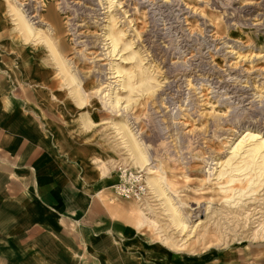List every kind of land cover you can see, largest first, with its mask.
<instances>
[{"label":"rangeland","instance_id":"1","mask_svg":"<svg viewBox=\"0 0 264 264\" xmlns=\"http://www.w3.org/2000/svg\"><path fill=\"white\" fill-rule=\"evenodd\" d=\"M2 1L12 51L54 88L55 108L66 107L72 127L101 143L102 174L116 171L119 180L118 167H132L148 184L151 172L131 161L116 125L131 131L186 227L171 222L166 195L149 185L142 202L105 188L107 211L112 200L130 204L113 213L163 253L264 264V166L255 169L248 155L264 142V0H18L64 66L43 35L19 32L15 1ZM109 90L121 99L116 109L102 97ZM247 130L258 137L233 152Z\"/></svg>","mask_w":264,"mask_h":264},{"label":"crops","instance_id":"2","mask_svg":"<svg viewBox=\"0 0 264 264\" xmlns=\"http://www.w3.org/2000/svg\"><path fill=\"white\" fill-rule=\"evenodd\" d=\"M5 12L0 0V264H241L228 253H163L113 213L130 204L112 200L107 211L101 193L118 173L114 183L102 174L101 143L72 127L54 88L12 51Z\"/></svg>","mask_w":264,"mask_h":264},{"label":"bare ground","instance_id":"3","mask_svg":"<svg viewBox=\"0 0 264 264\" xmlns=\"http://www.w3.org/2000/svg\"><path fill=\"white\" fill-rule=\"evenodd\" d=\"M14 1L16 3V6H18V7H17V9H14L13 11H15L14 13H16V16L18 18H16V19L13 18V20H15V24H16L17 29L19 30V32L23 36L29 34V36H31V37H34V36L36 37L38 35L40 37V35H43L40 29H36V30L34 29L33 21L31 20L32 16H30L29 13H27V11L25 9L20 7L21 3L18 0H14ZM52 28L55 29V27L52 26V27L48 28L49 31L52 30ZM40 39H41V37H40ZM42 39H43V42H45V44L47 45V47L50 48V50L52 52V55H53V59L56 61L58 66H64V64L70 65V62L68 60H67V62L64 59H63L62 62L59 60L60 58L56 55L58 53H56L55 50H52V46H50V43H48V42H50V39H48L47 37L44 38V35H43ZM112 41H113L112 42L113 43L112 46L115 49L117 47V41L113 40V39H112ZM59 63H61V64H59ZM116 72L121 73V70L118 69V71H116ZM69 76H70V79H69L70 84L72 82H74V83L77 82L78 86L80 87L79 77H78L77 73L74 72V70H69ZM116 85H118V84H116ZM119 86L120 87L118 89L121 88V89H124V90L127 87L125 85V83H122ZM81 92H83V91H81ZM102 97L104 99L105 104L108 105L109 107H111L112 109H116V107L118 105H120L119 102H120L121 99L119 98V95L114 94V92H110V90L106 91ZM116 128H117V131L119 132V134L121 135L120 137L122 138V141H123L122 143L127 148V151L129 152V155H130L129 158L134 163V165L141 166L143 169H146V167H148L147 172H149V171L151 172L149 177H148L149 181H148L147 185H149L150 188H152V190L154 191V193H156L157 196H160V195H163V194L166 195V198H167V200L169 202V205L166 208V210L174 212V214H173V216L171 218V222L175 226H178L179 228H180V226L185 228L186 227V222H185L186 219L184 220L180 216L179 209L173 203V201H174L173 197L170 196L169 193H167L166 188L163 186V176H160V177L159 176L158 177L157 176H153V174L157 170L153 169L155 166L152 165L151 158L148 155L147 150L144 147H142V144L138 141V139H137V137L135 136L134 133H131V131H129V134L128 133L126 134L125 132H122L120 130V128L117 127V125H116ZM131 136H132V140L133 141L128 140V139H131ZM256 137H258V135H256V134L253 135L252 132L247 130L244 138L239 141V143L237 144L236 149L233 152H236V151L238 152L240 150V147H241V145L243 144V142H244V140L246 138H256ZM263 146H264V142H262V144L261 143H257V144H255V146L252 149L248 150V152H249L248 155L253 156V160H252L251 163H253V165L255 166V169L259 168L260 170H262V167L264 166V150H262ZM256 157L258 159L261 158L262 160L260 162H258L257 160H255ZM148 194H149V191L146 193V195L144 196L143 199H141V200L134 199V200H136L138 202H142V201L145 200V198L148 196Z\"/></svg>","mask_w":264,"mask_h":264},{"label":"built area","instance_id":"4","mask_svg":"<svg viewBox=\"0 0 264 264\" xmlns=\"http://www.w3.org/2000/svg\"><path fill=\"white\" fill-rule=\"evenodd\" d=\"M118 171L119 180L113 185L114 194L124 199H143L149 191L144 172L127 166H119Z\"/></svg>","mask_w":264,"mask_h":264}]
</instances>
